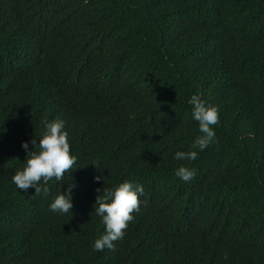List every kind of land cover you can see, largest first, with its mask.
<instances>
[{
  "label": "trees",
  "instance_id": "1",
  "mask_svg": "<svg viewBox=\"0 0 264 264\" xmlns=\"http://www.w3.org/2000/svg\"><path fill=\"white\" fill-rule=\"evenodd\" d=\"M193 94L219 122L178 161L202 135ZM43 98L76 163L47 196L0 188V213L5 191L21 208L0 215V264H264V0H0V182L52 120ZM124 180L143 186L139 211L114 251H94L97 190ZM69 183L84 198L51 211Z\"/></svg>",
  "mask_w": 264,
  "mask_h": 264
},
{
  "label": "clouds",
  "instance_id": "2",
  "mask_svg": "<svg viewBox=\"0 0 264 264\" xmlns=\"http://www.w3.org/2000/svg\"><path fill=\"white\" fill-rule=\"evenodd\" d=\"M247 30V36L250 41L251 35L255 40L256 28H253L252 23ZM112 85L113 83L109 84L108 88ZM41 100L36 101L39 102ZM44 101L49 117L52 120L46 122L45 131L41 134L38 142L35 137L31 140V144L35 146L34 149H30L28 141L22 143V148L27 152L24 165L13 176H5L0 182V188L7 189L11 185L12 179V182L20 191L26 192L32 188L34 189L32 196H39L41 194L47 196L50 192L49 181H52L53 178L55 181H63L65 174L76 163V156L71 151L66 122L63 119L57 118L58 114H53L49 111V98H45ZM189 104L192 106L191 116L198 122L199 132L202 135L195 138L192 145L193 150L175 153L174 158L178 161L196 160L198 158V151L196 149L202 152L214 141L216 133L213 126L219 122V109L201 99L199 94L191 95ZM175 175L182 181L189 182L195 176V169L182 164L176 169ZM102 179H104L102 176L95 177L97 182ZM74 187V184L69 183L66 191L58 193L50 204V210L67 214L69 211H72L73 200L76 208L84 198L77 200L85 189H75L73 191ZM97 191L101 194L98 195L95 201L94 213L101 217V223L105 227L104 233L100 238L95 240L93 249L97 252L103 251L105 248L114 251L116 247L115 242L123 239L125 235L124 230L134 218L133 213L139 211V196L143 194L144 189L142 185L130 180H124L118 186H113L109 189L103 187ZM3 193L7 194L11 199L9 209L0 213L1 220L7 221L17 215L21 211V208L14 192L5 191Z\"/></svg>",
  "mask_w": 264,
  "mask_h": 264
}]
</instances>
